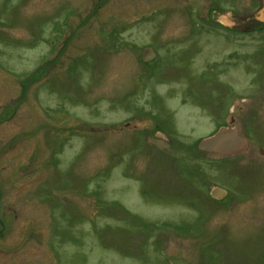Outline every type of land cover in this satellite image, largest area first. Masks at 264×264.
Wrapping results in <instances>:
<instances>
[{
  "label": "rangeland",
  "instance_id": "rangeland-1",
  "mask_svg": "<svg viewBox=\"0 0 264 264\" xmlns=\"http://www.w3.org/2000/svg\"><path fill=\"white\" fill-rule=\"evenodd\" d=\"M261 23L264 0H0V264H264ZM220 127L247 152L201 154Z\"/></svg>",
  "mask_w": 264,
  "mask_h": 264
},
{
  "label": "water",
  "instance_id": "water-1",
  "mask_svg": "<svg viewBox=\"0 0 264 264\" xmlns=\"http://www.w3.org/2000/svg\"><path fill=\"white\" fill-rule=\"evenodd\" d=\"M154 58L151 50L145 53L144 61L150 62ZM249 148L248 139L235 127H221L214 135L200 141L198 150L205 154H215L222 158H233L247 152ZM264 157V150H260ZM226 193L221 189L212 191L211 196L216 200L222 199ZM222 197V198H220Z\"/></svg>",
  "mask_w": 264,
  "mask_h": 264
},
{
  "label": "trees",
  "instance_id": "trees-1",
  "mask_svg": "<svg viewBox=\"0 0 264 264\" xmlns=\"http://www.w3.org/2000/svg\"><path fill=\"white\" fill-rule=\"evenodd\" d=\"M260 26L262 27V29H264V23H261L260 24ZM198 144H199V142H198ZM198 144H197V146H198ZM198 149V148H197ZM201 153V152H200ZM202 154V153H201ZM264 260V259H263Z\"/></svg>",
  "mask_w": 264,
  "mask_h": 264
}]
</instances>
